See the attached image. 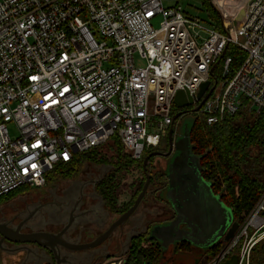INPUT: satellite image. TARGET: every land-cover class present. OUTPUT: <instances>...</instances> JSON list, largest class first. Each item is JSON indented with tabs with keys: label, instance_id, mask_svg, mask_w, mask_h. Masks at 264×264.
Segmentation results:
<instances>
[{
	"label": "built area",
	"instance_id": "built-area-1",
	"mask_svg": "<svg viewBox=\"0 0 264 264\" xmlns=\"http://www.w3.org/2000/svg\"><path fill=\"white\" fill-rule=\"evenodd\" d=\"M212 3L225 33L181 6L165 7L164 0H0V198L24 186L44 188L57 165L115 137L141 160L172 127L176 93L195 97L202 83L213 81L211 69L229 44L246 59L229 77L232 58L226 57L219 94L197 113L208 126L241 110L259 113L264 0ZM263 240L264 191L232 239L199 264H223L232 256L252 264Z\"/></svg>",
	"mask_w": 264,
	"mask_h": 264
},
{
	"label": "trees",
	"instance_id": "trees-1",
	"mask_svg": "<svg viewBox=\"0 0 264 264\" xmlns=\"http://www.w3.org/2000/svg\"><path fill=\"white\" fill-rule=\"evenodd\" d=\"M202 2L213 20V27L217 31L225 33L224 21L212 0H202ZM226 57L232 58L229 72V77H232L246 59V53L241 48L229 44L214 72V78L218 81V85L222 82L223 62ZM179 111L181 110L174 107L173 116ZM176 121L177 119L174 120V123ZM168 136L169 131L158 147H152L145 151L141 160H135L129 155L123 154L124 146L120 139L115 137L113 139L114 154L111 158L102 154L99 150L101 147L77 154L71 162L57 165L47 176V183L51 175L71 180L78 175L85 164L111 167L113 168L111 173L103 176L102 182L98 185L99 195L110 212L122 215L134 204L145 184L146 177L143 173L144 178L135 197L128 204L119 205V183L116 174L136 166L140 167L143 172V162L147 156L155 151H168ZM190 140L193 153L200 157L203 178L211 183L214 194L222 197L225 205L232 210L235 221L241 224L244 216L251 212L264 191V107L259 113L241 110L213 126H208L206 117L202 113H197L195 124L191 129ZM153 161L154 158H151L148 164V171L151 174L149 188L152 187L157 193L164 188L166 180L160 172L154 173L149 170ZM32 190L28 186L21 187L0 198V201ZM225 243L224 240L218 242L206 253L214 256ZM190 248L187 243L177 246V250L183 251ZM126 250V255H128L126 264L148 262L160 264L162 248L156 240L148 239V233L133 236ZM251 262L252 264H264V240L254 249Z\"/></svg>",
	"mask_w": 264,
	"mask_h": 264
},
{
	"label": "water",
	"instance_id": "water-1",
	"mask_svg": "<svg viewBox=\"0 0 264 264\" xmlns=\"http://www.w3.org/2000/svg\"><path fill=\"white\" fill-rule=\"evenodd\" d=\"M242 15L243 12L240 14L239 19ZM218 65L219 61L211 69L213 81L209 80L202 83L195 97L183 91L176 93L174 106L181 111L174 116V120L181 118L186 113V111H182L184 108L194 106L197 102L198 104L193 108V112L197 113L200 111L218 85V81L214 78V71ZM193 125L182 134H179L178 131L177 135H174L173 127L170 128L168 151L153 152L143 162V173L146 181L132 207L120 215L111 223L107 230L92 241L86 242L84 240L83 223H78L77 227L79 228L73 231L74 239L65 238V233L71 226L72 221L77 220V217L78 219L84 217L83 214H78V210L73 209L68 212L71 221L64 230L57 234L48 232L22 233L20 228L14 230L6 224H0V235L2 236L0 251L11 254L25 252L26 261L23 264H28L30 257L33 258L36 264L47 262L61 264L62 262L74 260L76 256L83 252L93 258L98 255L96 249L100 248L102 255L97 259L101 260L99 264H103L113 258L111 263L116 262L117 260L115 259L126 255L127 250H123L120 255L113 254L107 251L110 248L108 242L118 229H122L133 218L141 203L149 194L151 174L148 171V164L153 157H161V160L155 158L153 161V168L158 164L161 165V169L154 173L160 172L166 178L164 188L157 194L158 199L168 205L176 213L177 217L169 222L151 223L148 239L156 240L162 250L169 248L171 245L177 247L181 243H187L192 247L208 251L222 237L229 241L237 231L239 223L235 221L232 210L225 205L222 197L214 194L211 183L207 182L202 176L200 157L193 153L190 140ZM183 225L184 228H181ZM4 240L14 244H21L22 247L6 251L2 246ZM30 244L37 245V248L43 250L46 255L40 254L38 249L29 248L28 245ZM111 263L109 262V264ZM237 263V256H232L223 264ZM145 264L153 263L148 262Z\"/></svg>",
	"mask_w": 264,
	"mask_h": 264
},
{
	"label": "rangeland",
	"instance_id": "rangeland-1",
	"mask_svg": "<svg viewBox=\"0 0 264 264\" xmlns=\"http://www.w3.org/2000/svg\"><path fill=\"white\" fill-rule=\"evenodd\" d=\"M244 1V0H243ZM164 6L165 7H177L181 6L186 13V15L190 17H197L201 20V22L208 28L213 27V20L209 16V12L205 6H203L202 0H164ZM162 20V17L156 16L153 18L152 23L155 27H158L160 22ZM205 33H203V36ZM219 84L215 91L214 96L218 95L220 92ZM184 111V110H183ZM196 119V114L191 111H187L186 113L177 121L175 122V125L173 127L174 129V135H177V132L179 131V134H182L193 125L194 121ZM178 126V127H177ZM8 130L10 132V135L13 139L18 137V132L15 127V124L13 122L8 123L7 125ZM147 133L152 134L154 133V129L151 127L147 128ZM114 141H111L110 143L102 146L99 150L102 152L103 155H106L107 157L111 158L114 154ZM123 154H127L130 157V153H127V151L123 150ZM161 160V157H154V159ZM136 160V159H135ZM156 167V168H155ZM154 168L150 167L149 170L152 172H155L157 170L161 169V165L158 164ZM113 168L108 166H94V165H88L85 164L78 175L74 177L73 179H61L59 176L51 175L49 182L43 189H34L32 191L28 192H21L15 196L23 197L26 195H31V193H38L41 194V197L45 200H53L55 202H61L62 198L69 197L68 194H72L76 190H83V193L87 195L92 190V181H96L99 179H102L103 176H106L108 173H111V170ZM117 182L119 183V190H118V196L119 201H128L124 203L123 205L128 204L134 197L136 192L138 191L141 182L143 181V172L140 167H132L126 170H122L119 173L116 174ZM82 188V190H81ZM152 187L149 188V194L150 195L152 191ZM132 195V198H129V196ZM15 198L14 196L9 199H4L0 201V208L5 205V202ZM130 200V201H129ZM159 201V199H157ZM156 200V201H157ZM145 200L141 203V207L145 204ZM155 201V202H156ZM3 202V203H2ZM157 203H155L156 205ZM117 216H120L116 214ZM11 221L14 222V217L10 214L8 217ZM9 221V223H11ZM12 224V223H11ZM206 249H200L193 247L190 251H183V250H177V247L174 245L169 246V248L162 250V257L160 264H199L201 260H203L206 257ZM25 253V252H24ZM87 253L83 252L79 254V257L76 256V258L71 261L72 264H85L87 260ZM14 255H17L15 258H10L9 255H7L4 251H0V264H23L26 261V254H22L20 256V252L15 253ZM91 260V259H89ZM85 261V263H84ZM90 262V261H88ZM28 264H36V262L33 260V258L30 259ZM44 264V263H43ZM65 264V263H63ZM254 264V263H253Z\"/></svg>",
	"mask_w": 264,
	"mask_h": 264
},
{
	"label": "flooded vegetation",
	"instance_id": "flooded-vegetation-1",
	"mask_svg": "<svg viewBox=\"0 0 264 264\" xmlns=\"http://www.w3.org/2000/svg\"><path fill=\"white\" fill-rule=\"evenodd\" d=\"M193 108H194L193 106H190V107L184 108V111H186V110L191 111V110H193ZM174 125H175V123H173L172 127H174ZM168 144H169V141H168ZM155 152H157V151H155ZM165 180H166V178H165ZM101 182H102V179L92 181V183H91L92 184V190L87 195H85L83 193V190L81 188L82 191L76 190L72 194H68L67 196H69V197L65 196L64 198H62L61 202H65L69 199H72L71 201L74 202V205L72 206V208H70L66 204V202L61 205V203L55 202L52 199L51 200H45L41 197V194L33 192V193H31V195L28 196L29 197L28 201L34 205L32 209H27V206L25 205L24 206L25 209L15 208L10 213L9 212L3 213L2 217L0 216V224H6V225H8L9 228H12L14 230L20 228L22 233L48 232V233L57 234V233L61 232L62 230H64L66 228V226L69 224V222L71 221V217L69 216L68 212L75 209V210H78L79 215L83 214L84 217H81L80 219H78V217H77V220L74 219L75 221H72L71 226L68 228V230L65 233V238L74 239L75 236L73 235V231L76 228H79V227H77L78 223L84 224V227H82V229H83V232H86L89 224L96 225L97 227H99L103 223L105 215L107 216L108 214H114V213L110 212V210L106 207L104 201L102 200L101 196L99 195L100 191H99L98 185ZM41 189H43V188H41ZM156 194H158V192ZM93 198L101 199V203L96 204V206H94V208H92L91 210L90 209H84L82 207L83 203L86 201L91 202V200ZM152 208L153 209H152V211H150V214L153 215L156 219H154V220L150 219L151 221L149 223H147V226H146V229L144 232H140V233H134L133 232L132 234H129V237H128L129 242L131 241L132 237L135 235H139L142 233H148L151 223L154 224V223H160V222L161 223L169 222V221L175 220L177 217L176 213L168 205H166L164 202H162L160 199H159V201H157L156 205H155V201H154V203H152ZM139 211H140V207L134 215H136ZM91 212H93V216H95V217H94V219L90 220ZM10 214L12 215V217H14V222L8 218ZM149 217H150V215H149ZM9 221H11L12 224L9 223ZM128 222H130V221H128ZM181 228H184V225L181 226ZM107 229H105V230H107ZM105 230H102L100 228L97 231L98 234L96 237L101 235ZM116 238L117 237L114 235L110 239V241L108 242L110 244V248H108L107 251L111 252L112 247L115 245V243L119 242V241H117L118 239H116ZM1 240H2V236L0 235V241ZM222 240L226 241L225 237H222L218 242H220ZM129 242L127 244V247L129 245ZM179 245H181V244H179ZM2 246L6 251L16 250V249H19L20 247H22L21 244H14V243H11L7 240L3 241ZM28 247L31 249H38L37 245H35V244H30V245H28ZM190 247H191L190 249L184 250V251L192 250L193 247L192 246H190ZM38 251L40 252V254H43L44 256L46 255L43 250L38 249ZM96 251H97L98 255L93 257L91 259V261L88 262V264H99L101 262V260H97V259H98V257H100L102 255L101 254L102 251L100 250V248L96 249ZM5 253L7 255H9V257L12 259L17 256V255L11 254V253H7V252H5ZM22 254H26V253L20 252V256ZM207 255L208 254L206 253V256ZM208 256H210V255H208ZM30 259H31V257L29 258L28 261H30ZM71 261H73V260H70L68 262H62L61 264H63V263L72 264V263H70ZM44 264H56V263L47 262Z\"/></svg>",
	"mask_w": 264,
	"mask_h": 264
},
{
	"label": "crops",
	"instance_id": "crops-1",
	"mask_svg": "<svg viewBox=\"0 0 264 264\" xmlns=\"http://www.w3.org/2000/svg\"><path fill=\"white\" fill-rule=\"evenodd\" d=\"M154 191H155V189H152L150 195L146 196L145 204L142 207L140 206V211L136 215L133 216V218L130 220V222H127V224L122 229H118L115 236L117 237L116 239H118L117 241H119V242L115 243V245L112 247L111 253L120 255L123 252V250H125V248L127 247V244L129 242V238H128L129 234H132L133 232L134 233L144 232L146 229L147 223H149L151 221L150 219H153V220L156 219L153 215L150 214V211H152V209H153L152 203H154V201H156V199H158V195ZM14 197L15 198H12V199L6 201L5 205L0 208V216L1 217H2L3 213H7V212L10 213L15 208L25 209V207H24L25 205L27 206V209L33 208L34 205L28 201V199H29L28 195L23 196V197H19V196H14ZM129 198H132V195H130ZM71 200L72 199L65 201L66 204L70 208H72V206L74 205V202H72ZM157 201L155 203H157ZM65 202H59V203H61V205H62ZM126 202H128V201H125V202L119 201V205H123ZM99 203H101V199L93 198L91 200V202H89V201L84 202L82 207L84 209H90L91 210L92 208H94V206H96V204H99ZM149 215H150V217H149ZM90 216H91L90 220L94 219V217H95V216H93V212H91ZM118 217L119 216H117L116 214H108L107 216L106 215L104 216V221L101 224V226L97 227L96 225L89 224L86 232H84V234H83L84 240L86 242H90L93 239H95V237L98 234L97 231L100 228L102 230L107 229L110 226V224L113 223ZM77 257H79V255ZM89 259H92V257L87 256L86 263H85V261H84V263L88 264V261H91Z\"/></svg>",
	"mask_w": 264,
	"mask_h": 264
},
{
	"label": "bare ground",
	"instance_id": "bare-ground-1",
	"mask_svg": "<svg viewBox=\"0 0 264 264\" xmlns=\"http://www.w3.org/2000/svg\"><path fill=\"white\" fill-rule=\"evenodd\" d=\"M231 6H233V5H231V4H226V7H231ZM184 110V109H183ZM178 122V121H177ZM178 127V126H177Z\"/></svg>",
	"mask_w": 264,
	"mask_h": 264
}]
</instances>
